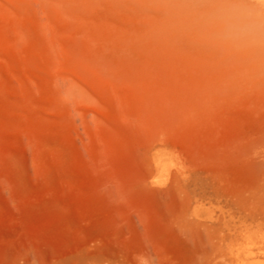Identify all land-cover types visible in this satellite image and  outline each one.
I'll use <instances>...</instances> for the list:
<instances>
[{
	"label": "rangeland",
	"instance_id": "374dc122",
	"mask_svg": "<svg viewBox=\"0 0 264 264\" xmlns=\"http://www.w3.org/2000/svg\"><path fill=\"white\" fill-rule=\"evenodd\" d=\"M213 1L0 0V264H264V45Z\"/></svg>",
	"mask_w": 264,
	"mask_h": 264
},
{
	"label": "bare ground",
	"instance_id": "6f19581e",
	"mask_svg": "<svg viewBox=\"0 0 264 264\" xmlns=\"http://www.w3.org/2000/svg\"><path fill=\"white\" fill-rule=\"evenodd\" d=\"M46 2L53 8H60V6L64 5V0H46ZM254 3H249L246 0H214L210 3L212 14L214 16L219 15L222 18V21H220L222 23L221 30L224 37L229 36V38L225 40L226 42H222L225 46H228V43H239L244 45L249 43L250 40L251 42H254V40L259 41L264 45V13L260 10L261 3L258 2L260 5H254ZM155 30H157V27H155ZM234 32L238 33L242 38H237L239 35L234 34ZM235 35H237V37H235ZM224 45H222V47ZM217 47L218 46H216V49ZM219 48L220 47H218V50ZM220 52L222 53L223 51ZM221 53L219 55L208 56L212 61L214 60L219 68L218 72L222 74L223 78L226 79L229 84H233L234 79L235 81L236 79L239 81H252L254 70L247 69L249 62L252 61L250 55H243L244 53H240V55ZM259 56L260 55L253 61L255 64L257 63L256 65L260 70L263 60Z\"/></svg>",
	"mask_w": 264,
	"mask_h": 264
}]
</instances>
